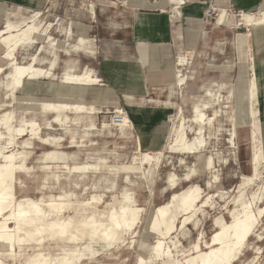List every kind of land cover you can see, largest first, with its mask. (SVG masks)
Here are the masks:
<instances>
[{
	"label": "rangeland",
	"instance_id": "rangeland-1",
	"mask_svg": "<svg viewBox=\"0 0 264 264\" xmlns=\"http://www.w3.org/2000/svg\"><path fill=\"white\" fill-rule=\"evenodd\" d=\"M10 1L11 3H6L0 0V28L8 22L22 27L31 17L39 14L32 23L40 26L38 34L41 36V43L16 48L17 63L21 66L27 65L35 57L31 66L43 72H50L49 77L47 74L44 78V73L36 77L33 86H19L12 91L7 87L11 69L6 67L7 62L2 58L5 48L0 45V67H3L0 75V116L11 113L8 130L13 139V144L8 146L6 140L8 130L0 126L2 137L0 153L11 150L21 153V158L17 161H23L27 169L25 172L16 171L15 181L13 179L15 200L42 199L41 208L46 209L49 196L57 201L59 195L67 192L71 197L66 198L67 206L61 220L68 218L71 225H74L90 212H106L113 202V205L120 202L125 197L124 191H127L139 209L138 224L134 233H126L121 245L99 251L97 257L83 261L82 264H136L139 256L148 251L158 239L164 243V255H148L146 264H184L197 260L199 247L205 246L215 230L213 227L215 219L231 222L233 210L241 202L249 204L254 197L255 202L250 211L257 215V208L260 206L262 214L257 216L256 230L244 244L240 259L234 264H264V90H262L264 78L259 80V89L262 93L254 98H246L252 87L254 73L258 76L264 73V55L253 68L241 57L247 48L243 51L242 48L240 51L237 49L236 36L239 35L242 39L251 29L246 26L237 27L243 19V11L231 12V20L227 18L226 13V19L220 22L225 24L234 22L232 26L215 28L218 22L215 12L204 14L198 21L200 26L194 23L192 30L200 35L203 33L206 35L197 38L191 65L182 71L183 75L187 73L191 79L181 86L179 94L176 93L169 100L163 99L159 103L151 101L149 107H158L149 108L145 106L144 97L137 98L136 94L124 95L119 89L121 97L120 94L110 92L111 89L100 78L97 70L85 64L87 61L81 64L79 60L81 55L87 60L96 59L99 51L97 40L104 37V29L111 28L107 26L106 18L109 10L120 12L116 20L131 19V12L119 5L114 9L102 7L105 9L104 12L97 7L99 23L92 24L93 29L91 24L87 23V20L90 21L92 18L83 12V6L95 3L94 0ZM252 13L256 14V11ZM67 21V25H64ZM80 34H85L94 41L96 48L93 55L71 48L77 43ZM54 41L64 42L66 46L64 48L59 45L53 46ZM215 46H220V51L215 52L213 49ZM62 55L65 57L64 60L61 59ZM135 62L136 71L146 69L145 62L140 59ZM174 62L175 55L172 64L168 65L170 69ZM85 72L93 78L96 77L99 86L81 87L63 83L67 73L81 75ZM241 72L244 73V77L238 84ZM168 77L165 82L168 81ZM95 88L101 89L102 95H96ZM123 89L136 93L133 84L125 85ZM207 90L216 96H206ZM218 96L220 98L216 100ZM62 98L66 99L70 106L82 98L85 110L77 113L71 110H64L61 113L44 112L42 108L44 102L58 103ZM150 99L151 97H147V100ZM207 101L211 106L204 113L210 118V123L203 126L204 143L201 152L196 155L170 153L174 132L181 126L184 127L187 140L195 138L198 126L191 122L192 108ZM164 102H169V105H165ZM138 108L154 110L155 113H159L158 120L163 117L168 119L165 128L155 129V143L149 147L140 144L139 133L135 131L133 121L130 119V116L142 117L136 112ZM165 109L168 111L163 116ZM179 109L182 110L181 117ZM118 114L129 119L125 127H121L123 123L113 121ZM58 116H67L69 120L65 125H59L55 122ZM48 124H51L49 130ZM31 125L33 128L36 127L33 130L35 139L30 133ZM254 127L257 128L262 142L260 147L263 159L256 176H253L251 182H246L244 178L253 173V168L250 169L252 167L250 160L254 147L251 131ZM21 130L23 132L19 133ZM47 138H60V141L57 144L45 143L44 139ZM230 138L234 146L229 143ZM140 152L161 154L158 165H141ZM211 156L217 166L218 177L215 184L207 189L206 185L213 181V175L205 169V163ZM218 159L219 162H222V159L228 160L220 165ZM83 164L96 166L100 171L89 170L79 177L70 172L73 167ZM191 172L194 173L190 175V181H183ZM170 174L177 180L173 190H169L170 186L167 184V177ZM192 185L201 189L202 202L207 203L204 208L196 209L190 224L182 226L181 215L177 214L174 229L166 238L145 234L144 229L151 221L155 210L169 202L172 194L185 192ZM240 188L242 190L238 193ZM217 192L223 193L224 197L216 198ZM93 195L100 197L102 202L85 206L84 203ZM212 195L215 196L210 198ZM70 203L71 205H68ZM31 253L32 251L29 252ZM48 253L56 257L61 255L59 246L54 242L46 244L44 254ZM19 259L16 264H22L23 258Z\"/></svg>",
	"mask_w": 264,
	"mask_h": 264
},
{
	"label": "bare ground",
	"instance_id": "bare-ground-1",
	"mask_svg": "<svg viewBox=\"0 0 264 264\" xmlns=\"http://www.w3.org/2000/svg\"><path fill=\"white\" fill-rule=\"evenodd\" d=\"M71 1L76 2V0H70V2ZM83 8V12L89 14V17L94 19V4H86ZM210 12L217 13L216 19L219 20V18H222L220 16H222L221 14L224 11L221 12V10L219 11L217 9L213 10V7L207 6V9L203 11V14H209ZM176 15L182 16L179 11H176ZM34 19L21 29L9 25L2 31L5 35H3L0 40L5 47L3 56L4 59L8 61L6 67L11 69L9 84L12 91L19 86L22 87L24 80H27V83L31 85V82L43 73L44 78L47 74V77L50 76V72L47 73L40 69H35L31 64L21 66L17 63L15 58L16 48L18 49V47L32 46L41 43V36L38 34L40 26L32 23ZM239 26L251 27L248 33L244 35L242 45L243 49L247 48V51L244 52L245 60L254 68L264 55V9H261L253 19L249 17V14L243 12V19L237 24V27ZM56 45H59L62 48L66 46L64 42L60 41H56L55 44H53V46ZM77 45L90 49L96 48L93 40L87 38L85 34L79 35ZM192 56V50L188 51L186 54L177 56V60L172 66L174 83L170 86L171 95H175L176 93L179 94L181 86H183L188 79H191L190 75H183L176 66H190ZM2 72L3 67H0V75ZM240 75L241 76L237 82L238 84L242 81L244 73L241 72ZM262 78H264V73L259 76L254 73L252 87L247 92L246 98H254L262 93L259 89V80ZM63 79V83L70 85L82 87L99 86L97 84L99 80L96 77L93 78L91 75L86 74V72L81 75H71L67 73ZM262 90H264V85ZM205 94L208 97L213 95L216 96L208 90ZM219 98L220 97L218 96L216 100H219ZM56 101H58V99ZM78 101L79 102L75 105L70 106L68 105L67 100H63L62 98V101H59L58 103H52L50 101L44 102L42 108H44V112L48 111L53 113H61L64 110H71L75 113L82 112L85 110V106H82L83 99L80 98ZM165 105H169V102H166ZM210 106L211 104L209 101L193 106V118L191 122L198 126L195 138L187 140L184 127L181 126L174 132L173 140L169 148L170 153L196 155L201 152L204 143V140L202 139L203 126L205 127L210 123V118L206 117L204 111ZM166 111L168 110H164L163 116L166 115ZM178 113L181 117L182 110L179 109ZM153 114H155L154 110H144L145 116ZM10 116L11 113H4L0 116V126H2V128L9 129L8 123ZM245 117H248V112L245 113ZM116 118H121L118 119V121H121L117 122ZM68 120L69 118L67 116H58L55 119V122L59 125H65ZM181 120L183 121V119ZM113 121L115 123H123L121 127H125V125L129 123L127 117L124 115L121 117V114L116 115L113 118ZM167 121V117L161 118L160 125L162 128L166 127ZM50 127L51 124H48V130ZM30 128V133L33 137L35 135L33 130L36 127L33 128V125H31ZM22 132V130L19 131V133ZM7 136V145L10 146L13 144V139H11L12 134L9 130L7 131ZM0 140H2L1 135ZM251 140L254 147H252L251 160H249L252 165L250 169L253 168V173L244 178V181L246 182H251L254 178L253 176H256L263 159L260 147L262 142L259 139V133L256 127L251 131ZM59 141L60 138L44 139L45 143L50 144H57ZM229 143L231 145L233 144L231 138L229 139ZM139 154L141 165H158L161 156V154L152 155L150 153L142 152ZM0 158V160H3L0 161V264H16L21 257L23 258L22 264H82L83 261L97 257L99 251L108 250L121 245L126 233H134L135 226L138 224L139 209L136 208L135 201H133L127 191H124L125 197H123L116 205H113V202V204H111L113 206L110 205L106 212H88L89 214L86 215L84 219L82 217L81 221L77 220L74 225H71L68 218L61 220L64 217V210L67 206L65 204L66 198L70 196L67 192H63L59 195L57 201L49 196V202L45 205L46 209L41 208L42 199L37 201L15 200L16 197L13 193V179L15 181L17 170L23 172L27 171L25 163L23 161H17L21 158V153H16L14 150L2 154L0 153ZM227 160L228 159H222V162H219L218 159V163L222 165L226 163ZM216 167L213 157H209L205 163V169L210 175H213V181L207 183V189L212 187V184H215L216 182L218 177V174H216L218 173ZM70 170L71 169L69 168V171ZM89 170H99V168L83 164L73 167L70 172L79 177L86 174ZM194 172L187 174L183 181H190L189 179ZM176 181L177 180H175L174 175L172 174L167 177V184L170 186L169 190L175 188ZM241 190L242 188H240L238 193H240ZM201 194V189L194 185L189 187L185 192L172 194L169 198V202L159 206L155 210L151 221L144 229V233L166 238L174 229L177 214L181 215L182 226L189 225L190 219L196 213V209L198 207L204 208V205L207 203V201L202 202ZM214 196L215 195H212L210 198H213ZM215 197L222 198L224 197V194L217 192V196ZM238 198L240 199L241 196ZM101 202L102 199L100 197H95L93 195L84 203V205L89 206ZM253 202H255L254 197L249 204L241 202L239 206L233 210L231 222L229 223L220 218L215 219L213 222L215 230L205 246H203L204 249L201 246L199 247L197 260H191L190 263L188 262L184 264H234V262L238 261L244 244L247 243L248 239L256 230L257 216L262 214V208H260V206L257 208V215L254 211H250ZM68 205H71V203ZM173 206H175L174 209L172 208ZM49 242H54L59 246V251H61L60 257H56L50 253L44 254L45 246ZM163 245L164 243L158 239L150 246L148 251L143 252L139 256L136 264H146V258L148 255H164ZM30 251H32L31 254H29ZM202 251L204 252L202 253Z\"/></svg>",
	"mask_w": 264,
	"mask_h": 264
},
{
	"label": "crops",
	"instance_id": "crops-1",
	"mask_svg": "<svg viewBox=\"0 0 264 264\" xmlns=\"http://www.w3.org/2000/svg\"><path fill=\"white\" fill-rule=\"evenodd\" d=\"M94 19L88 21V24L99 23L97 20L96 9L101 8V12H104L106 8H117V6L124 7L126 11L131 12V19L116 20L120 16V12L116 10H109L106 14L107 26L111 28L104 29V37L97 40L98 44V54L95 60H87L83 55L80 56L79 60L82 64L83 61H87L85 64H89L94 67L103 82L111 89L110 92L114 94L124 95H135L139 98H146L145 106L149 107V103L155 102L159 103L163 99H170L171 88L170 86L174 83L173 69L169 68V64H172L173 56L175 55V62L177 56L187 53L188 51H193L194 57L195 44L198 37L205 36L206 33L202 35L196 33L192 30V26L196 23L198 26L200 24L198 21L202 16H204L203 11L207 9V6L213 7L214 9L221 10L222 13L218 22H216L215 28H220L221 26L228 25L232 26V23H220L227 18L231 20V12L239 13L246 12L249 17L255 18L261 9H264V0H94ZM4 2L11 3L10 0H4ZM182 2V3H180ZM176 11L181 12L182 16L176 15ZM256 11V14L252 12ZM138 12V13H137ZM82 14L81 12H79ZM38 13L31 17V22ZM234 21V20H233ZM29 22L25 23L28 24ZM68 21L66 24L67 25ZM13 26L15 28H23L19 25H13L11 23H6L0 28V39L5 35L2 33L7 26ZM54 25V24H53ZM63 25V26H64ZM186 27V28H185ZM92 29V30H93ZM116 32V33H114ZM113 34V35H111ZM194 34L196 37H194ZM108 36V37H107ZM99 41V42H98ZM243 38L236 36L237 49L240 51ZM94 43V41H93ZM0 45L4 47L0 40ZM30 47V46H25ZM74 51H84L87 55H93L94 49L87 47L78 46L77 43L71 46ZM214 51H220V46L213 47ZM4 55V52H3ZM241 57H244V52H242ZM4 59V56L2 57ZM61 59H65L62 55ZM129 61H126L128 60ZM137 59H140L143 63L145 62V68L143 71H136L135 68ZM5 60V59H4ZM35 57L32 58V61ZM125 60V61H124ZM6 61V60H5ZM6 66L8 61H6ZM174 62V64H175ZM94 63V65L92 64ZM27 64V65H29ZM173 64V65H174ZM177 69L182 73L186 70L187 66H176ZM175 67V68H176ZM229 68H227L228 70ZM187 74V73H186ZM73 75V74H72ZM168 81L165 82L166 77ZM46 78V77H45ZM10 82V81H9ZM9 82L7 87L10 88ZM165 82V83H164ZM161 86H155L162 84ZM133 84L136 88L135 91H128L123 89V86H128ZM33 86V81L31 85L24 80L22 87ZM45 85V82H44ZM82 87V86H81ZM45 88V87H44ZM122 92L119 93V91ZM96 95H102L101 89H94ZM150 92V94H149ZM147 97H151L147 100ZM166 103V102H164ZM115 104V103H114ZM158 107V106H151ZM138 115L142 117H131L133 121V126L135 131L139 133V140L142 146H152L155 143L156 137L155 129H163L160 125L159 113H155L150 116L144 115V109L138 108L136 110ZM128 119V118H127ZM129 121V119H128ZM158 121V124L156 125Z\"/></svg>",
	"mask_w": 264,
	"mask_h": 264
},
{
	"label": "built area",
	"instance_id": "built-area-1",
	"mask_svg": "<svg viewBox=\"0 0 264 264\" xmlns=\"http://www.w3.org/2000/svg\"><path fill=\"white\" fill-rule=\"evenodd\" d=\"M118 119H121V118H116V121H117V122H120L121 120L118 121Z\"/></svg>",
	"mask_w": 264,
	"mask_h": 264
}]
</instances>
